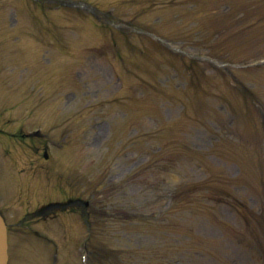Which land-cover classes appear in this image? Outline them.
<instances>
[{"label": "rangeland", "instance_id": "rangeland-1", "mask_svg": "<svg viewBox=\"0 0 264 264\" xmlns=\"http://www.w3.org/2000/svg\"><path fill=\"white\" fill-rule=\"evenodd\" d=\"M262 57L264 0H0L4 264H264Z\"/></svg>", "mask_w": 264, "mask_h": 264}, {"label": "water", "instance_id": "water-1", "mask_svg": "<svg viewBox=\"0 0 264 264\" xmlns=\"http://www.w3.org/2000/svg\"><path fill=\"white\" fill-rule=\"evenodd\" d=\"M3 250H4V235L0 229V264L2 262Z\"/></svg>", "mask_w": 264, "mask_h": 264}]
</instances>
